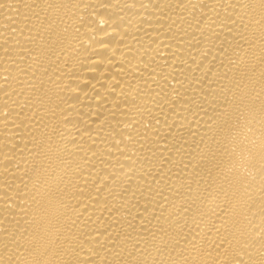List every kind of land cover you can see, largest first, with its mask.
<instances>
[{"label":"bare ground","instance_id":"6f19581e","mask_svg":"<svg viewBox=\"0 0 264 264\" xmlns=\"http://www.w3.org/2000/svg\"><path fill=\"white\" fill-rule=\"evenodd\" d=\"M0 264H264V0H0Z\"/></svg>","mask_w":264,"mask_h":264}]
</instances>
